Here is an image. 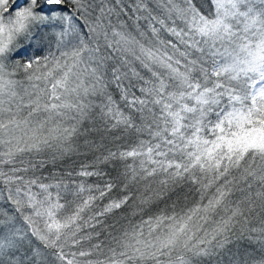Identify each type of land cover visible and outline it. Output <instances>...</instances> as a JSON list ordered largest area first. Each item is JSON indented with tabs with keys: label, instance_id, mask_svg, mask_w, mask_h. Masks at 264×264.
Wrapping results in <instances>:
<instances>
[{
	"label": "snow or ice",
	"instance_id": "obj_1",
	"mask_svg": "<svg viewBox=\"0 0 264 264\" xmlns=\"http://www.w3.org/2000/svg\"><path fill=\"white\" fill-rule=\"evenodd\" d=\"M0 264H264V0H0Z\"/></svg>",
	"mask_w": 264,
	"mask_h": 264
}]
</instances>
